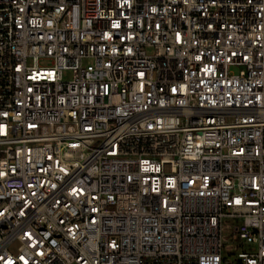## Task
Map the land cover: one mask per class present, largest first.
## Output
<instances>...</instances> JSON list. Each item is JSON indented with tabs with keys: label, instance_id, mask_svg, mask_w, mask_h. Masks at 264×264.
I'll list each match as a JSON object with an SVG mask.
<instances>
[{
	"label": "built area",
	"instance_id": "2783aa9c",
	"mask_svg": "<svg viewBox=\"0 0 264 264\" xmlns=\"http://www.w3.org/2000/svg\"><path fill=\"white\" fill-rule=\"evenodd\" d=\"M0 264H264V0H0Z\"/></svg>",
	"mask_w": 264,
	"mask_h": 264
},
{
	"label": "rangeland",
	"instance_id": "374dc122",
	"mask_svg": "<svg viewBox=\"0 0 264 264\" xmlns=\"http://www.w3.org/2000/svg\"><path fill=\"white\" fill-rule=\"evenodd\" d=\"M233 71L237 72L238 69L237 68H233ZM71 73L65 71L64 72V78L68 79L70 78ZM230 221L226 220L225 221V227L224 230L222 231V235L225 239V243H224V252L226 253V257L229 259H233V257L242 249L240 247H244V249L249 248L250 245L246 244L244 241L241 240H234L232 238V235L230 233V230L226 227L227 224Z\"/></svg>",
	"mask_w": 264,
	"mask_h": 264
}]
</instances>
